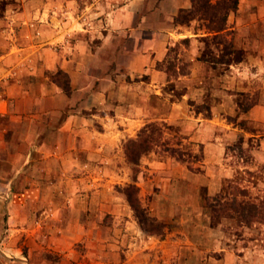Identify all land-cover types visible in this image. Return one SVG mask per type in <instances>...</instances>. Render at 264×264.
Listing matches in <instances>:
<instances>
[{
    "label": "crops",
    "instance_id": "1",
    "mask_svg": "<svg viewBox=\"0 0 264 264\" xmlns=\"http://www.w3.org/2000/svg\"><path fill=\"white\" fill-rule=\"evenodd\" d=\"M75 4L0 0V264H264L204 204L231 178L225 145L258 139L264 162V0H237L222 63L202 58L215 34L176 21L191 0ZM149 122L201 160L147 154L132 175L122 144ZM128 185L162 237L139 227Z\"/></svg>",
    "mask_w": 264,
    "mask_h": 264
},
{
    "label": "trees",
    "instance_id": "2",
    "mask_svg": "<svg viewBox=\"0 0 264 264\" xmlns=\"http://www.w3.org/2000/svg\"><path fill=\"white\" fill-rule=\"evenodd\" d=\"M237 7V0H191V7L184 11L176 19L178 23H185L188 20H196L201 27L206 31L215 34L211 37L202 39L204 44L203 59L213 63H222L225 57L229 61H236L237 57L232 56V51L229 44H225L220 33L225 29L226 19L228 14L234 13ZM222 44L223 47H219ZM217 52H216V51ZM167 72H174L172 66L166 65ZM255 99H251L249 103L243 106V110L254 104ZM159 134L152 123L144 125L137 133L134 140H127L123 144V154L125 161L135 166L141 156L152 151L154 146L158 144ZM171 156H174L176 161L185 162L182 154L177 149L167 150ZM190 155V153H188ZM187 155V156H188ZM193 162L201 160V152L197 155H191ZM187 163V162H186ZM188 166V165H187ZM188 168V167H187ZM136 188L133 185H128L122 190L125 200L137 219V223L141 230L146 233H152L148 226L144 227L146 219L142 216L141 208L136 199ZM205 207L209 210V219L211 224H215L220 219H234L239 223L247 224L252 220H263L264 217V201L250 202L244 200L241 194L235 190H231L227 194H217L212 199L205 200ZM245 209H253L255 216H242ZM145 219V220H144ZM147 225V224H146Z\"/></svg>",
    "mask_w": 264,
    "mask_h": 264
},
{
    "label": "rangeland",
    "instance_id": "3",
    "mask_svg": "<svg viewBox=\"0 0 264 264\" xmlns=\"http://www.w3.org/2000/svg\"><path fill=\"white\" fill-rule=\"evenodd\" d=\"M75 2H76L75 5L77 7V10L81 12L85 8V5L87 4L90 5L92 3V0H75ZM163 90L166 92L172 91V84L166 85L163 88ZM176 92L177 91L175 90L173 91V93H176ZM175 95H177V93ZM246 98H242L243 99L242 105L246 104V102L244 101V99ZM201 107L198 106L197 109L198 108L201 109ZM149 123L154 124L156 128L159 134V137L157 140L159 143L156 144V146H154L152 151H150L147 154H151L155 158L157 157V159L158 158H163L164 160L169 159L170 162H173L175 164L177 163L180 166H185L184 163H180L179 161L177 162L174 159V156H171L169 152L167 151L168 149H177L182 154V158L185 159V162H187V164L191 167V165L193 164V159L191 155H197L200 150V147H196V146L191 147L190 145H186V144L178 147V145H176L177 144L175 140L176 137L171 139V136H167L168 132L166 130L167 127L165 125L158 124L156 122H149ZM134 139H131V140H134ZM253 140L252 139L249 140L247 142V146H244V147L240 144V142H234L233 144L225 145V147L223 148L222 157H221L222 166H224L223 168L225 170H230L232 175H231V178L222 182L221 188H222V193L224 194L230 193L231 190H235L238 194H241V196L244 197V200H248L250 202H255V201L263 202L264 201V164H263L264 162L262 163V165L260 164V166H258V161H256L253 155V150L256 149V146L258 145L257 144L258 139H253ZM123 144H122V152H123ZM188 153H190V155H188ZM147 154L141 156L138 161V164L135 166L129 165L125 161V158H124V163L128 167L132 175L138 172H142L141 169H139V165L141 162V158H143ZM123 157H124V154H123ZM99 164H100L99 162L93 164V166H91V172L96 171V174H97L99 172V168L103 166V164H100V165ZM191 171L197 172L198 170L191 169ZM95 177H101V174L98 173V175H95ZM211 197L212 196H209L207 199H212ZM139 207L141 208L140 204H139ZM141 211H142V216H144L146 219L145 223L147 224V225L144 224V227L148 226V228L152 232L151 234L157 237H162L165 225L159 224L158 222H156L157 220L149 217L145 211V208H141ZM207 211L209 212L208 209ZM133 216L136 219L134 214ZM242 216H248V217L252 216L253 217L255 216V211L253 209H248V210L245 209ZM45 217L46 219H48L50 217L49 213L42 215L43 219H45ZM227 220H229V222H232V227L230 229L228 227L227 232L230 235H232L234 242L239 241V244L237 246L240 247V249L247 248L251 250L254 249L257 251L258 250L264 251V217L262 221L252 220L247 224H244L243 222L239 223L238 221L234 219H227ZM40 230L43 232L41 234V238L45 239V235L50 230L44 227H42V229ZM20 246L21 248L25 249L24 246L22 245ZM42 246L45 248L44 244H42L41 247Z\"/></svg>",
    "mask_w": 264,
    "mask_h": 264
}]
</instances>
